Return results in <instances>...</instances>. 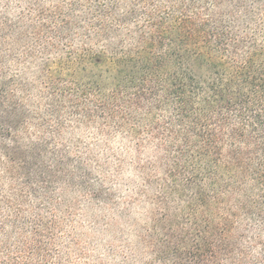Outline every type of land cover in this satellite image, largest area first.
<instances>
[{
  "label": "trees",
  "instance_id": "16d2710c",
  "mask_svg": "<svg viewBox=\"0 0 264 264\" xmlns=\"http://www.w3.org/2000/svg\"><path fill=\"white\" fill-rule=\"evenodd\" d=\"M54 2L0 0V264L85 253L63 206L105 191L80 132L163 153L185 229L156 260L264 264V0Z\"/></svg>",
  "mask_w": 264,
  "mask_h": 264
},
{
  "label": "rangeland",
  "instance_id": "374dc122",
  "mask_svg": "<svg viewBox=\"0 0 264 264\" xmlns=\"http://www.w3.org/2000/svg\"><path fill=\"white\" fill-rule=\"evenodd\" d=\"M78 136L92 144L94 175H98L105 193L101 204L77 203L76 194L66 197L63 207L76 221L79 247L85 252L73 258L74 264H171L170 253L162 252L161 262L156 260L159 255H154L157 251L152 246L158 242L157 246L164 249L165 243L172 246L169 242L174 237L182 239L186 207L174 197L165 198L163 204L156 192V181L166 178L164 161L156 166L163 153L145 148L137 163L129 141L115 137L105 144L102 139L96 142L99 139L92 134L80 132ZM138 167L150 169L143 179ZM185 250L178 247L177 261L181 264Z\"/></svg>",
  "mask_w": 264,
  "mask_h": 264
}]
</instances>
